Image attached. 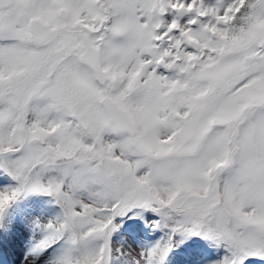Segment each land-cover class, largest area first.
Instances as JSON below:
<instances>
[{
    "label": "snow or ice",
    "instance_id": "snow-or-ice-1",
    "mask_svg": "<svg viewBox=\"0 0 264 264\" xmlns=\"http://www.w3.org/2000/svg\"><path fill=\"white\" fill-rule=\"evenodd\" d=\"M7 256L264 264V0H0Z\"/></svg>",
    "mask_w": 264,
    "mask_h": 264
},
{
    "label": "bare ground",
    "instance_id": "bare-ground-1",
    "mask_svg": "<svg viewBox=\"0 0 264 264\" xmlns=\"http://www.w3.org/2000/svg\"><path fill=\"white\" fill-rule=\"evenodd\" d=\"M21 244H22V240L17 239V240H13L9 242V248H13V250L15 251L16 255H19V251L21 248ZM12 257L11 256H7L6 260H5V264H10Z\"/></svg>",
    "mask_w": 264,
    "mask_h": 264
}]
</instances>
